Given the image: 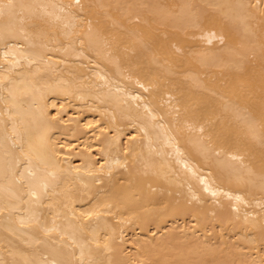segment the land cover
Masks as SVG:
<instances>
[{
  "label": "bare ground",
  "instance_id": "1",
  "mask_svg": "<svg viewBox=\"0 0 264 264\" xmlns=\"http://www.w3.org/2000/svg\"><path fill=\"white\" fill-rule=\"evenodd\" d=\"M0 264H264V0H0Z\"/></svg>",
  "mask_w": 264,
  "mask_h": 264
}]
</instances>
